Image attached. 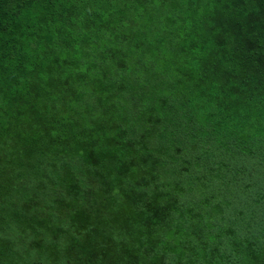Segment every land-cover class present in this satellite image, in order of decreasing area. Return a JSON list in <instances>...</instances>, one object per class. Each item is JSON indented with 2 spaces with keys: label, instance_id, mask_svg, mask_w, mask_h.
Segmentation results:
<instances>
[{
  "label": "trees",
  "instance_id": "1",
  "mask_svg": "<svg viewBox=\"0 0 264 264\" xmlns=\"http://www.w3.org/2000/svg\"><path fill=\"white\" fill-rule=\"evenodd\" d=\"M0 264H264V0H0Z\"/></svg>",
  "mask_w": 264,
  "mask_h": 264
},
{
  "label": "rangeland",
  "instance_id": "2",
  "mask_svg": "<svg viewBox=\"0 0 264 264\" xmlns=\"http://www.w3.org/2000/svg\"><path fill=\"white\" fill-rule=\"evenodd\" d=\"M189 205H192V203L190 204V201H189Z\"/></svg>",
  "mask_w": 264,
  "mask_h": 264
}]
</instances>
